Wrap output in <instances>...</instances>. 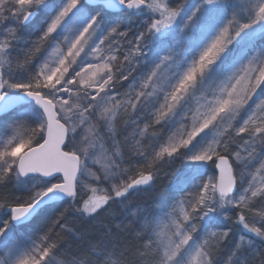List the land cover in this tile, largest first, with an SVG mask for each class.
<instances>
[{
	"label": "snow or ice",
	"instance_id": "snow-or-ice-1",
	"mask_svg": "<svg viewBox=\"0 0 264 264\" xmlns=\"http://www.w3.org/2000/svg\"><path fill=\"white\" fill-rule=\"evenodd\" d=\"M0 264H264V0H0Z\"/></svg>",
	"mask_w": 264,
	"mask_h": 264
},
{
	"label": "rangeland",
	"instance_id": "rangeland-1",
	"mask_svg": "<svg viewBox=\"0 0 264 264\" xmlns=\"http://www.w3.org/2000/svg\"><path fill=\"white\" fill-rule=\"evenodd\" d=\"M167 186H168V181H164L162 186H161V190L162 191H166L167 190Z\"/></svg>",
	"mask_w": 264,
	"mask_h": 264
}]
</instances>
